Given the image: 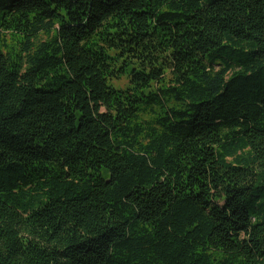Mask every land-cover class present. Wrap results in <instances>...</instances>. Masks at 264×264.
Wrapping results in <instances>:
<instances>
[{
  "label": "trees",
  "instance_id": "trees-1",
  "mask_svg": "<svg viewBox=\"0 0 264 264\" xmlns=\"http://www.w3.org/2000/svg\"><path fill=\"white\" fill-rule=\"evenodd\" d=\"M0 264H264V0H0Z\"/></svg>",
  "mask_w": 264,
  "mask_h": 264
},
{
  "label": "rangeland",
  "instance_id": "rangeland-1",
  "mask_svg": "<svg viewBox=\"0 0 264 264\" xmlns=\"http://www.w3.org/2000/svg\"><path fill=\"white\" fill-rule=\"evenodd\" d=\"M124 83V81L123 80H121V82H118V84H123Z\"/></svg>",
  "mask_w": 264,
  "mask_h": 264
}]
</instances>
